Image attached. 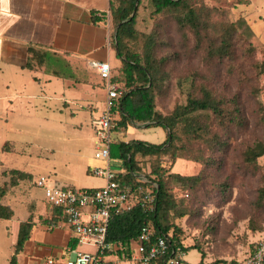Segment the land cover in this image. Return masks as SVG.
I'll return each mask as SVG.
<instances>
[{"label":"rangeland","instance_id":"obj_1","mask_svg":"<svg viewBox=\"0 0 264 264\" xmlns=\"http://www.w3.org/2000/svg\"><path fill=\"white\" fill-rule=\"evenodd\" d=\"M238 1L187 0L191 7L205 13L208 20L207 30L200 31L204 36L198 39L189 25L177 22L172 11L153 13L148 0H139L136 36L125 43L128 51L142 54L147 35L152 31L156 34L153 50L159 72L154 89L155 109L162 114L185 104L189 96H200L201 87L223 99L233 114L235 108L239 110L240 124L227 119L221 123L207 111L195 113L196 124L202 128L198 138H190L193 122L177 126L179 138L173 141L183 146L176 153L198 161L179 157L172 162L171 153L138 158L140 170L145 173L151 171L152 164L159 163L167 173L198 175L196 184L190 188L174 179L167 181L175 205L167 217L180 229L177 234L184 247L196 245L202 251L203 263L243 264L249 249L264 232V153L253 162L243 158L247 147L264 144V72L256 68V64L264 61V0ZM229 22L237 24L234 57H209V41L220 32L223 23ZM249 46L253 48L250 53ZM52 67L44 62L33 71L51 73ZM1 70L0 186L5 188V194L0 202L13 210V216L9 220L0 218V264H9L12 253L7 252L15 244L20 222L29 215L34 221L43 222L51 213L43 201L42 190L34 184L39 175H49L58 186L104 185L102 175L92 171L86 174V170L107 166L106 160L94 156L93 132L94 119L107 108V94L105 82L91 70L83 69L64 80L72 90L65 94L72 96L62 97L59 102L54 98L46 100L54 106L33 103L39 97L26 103L21 96L4 100L2 93L12 95L22 88L21 82L30 72ZM59 71H56L59 75L66 76V70ZM118 72V79H122ZM40 78H35L39 85ZM7 80L11 81L9 89L4 84ZM35 85L31 82L29 86ZM111 132L112 142L141 139L155 144L161 143L167 133L160 125L140 123ZM108 164L115 171L123 167L122 160L116 158H111ZM11 169L28 175L11 184ZM177 211L184 214L176 216ZM199 260L196 249L186 251L185 263Z\"/></svg>","mask_w":264,"mask_h":264},{"label":"trees","instance_id":"obj_2","mask_svg":"<svg viewBox=\"0 0 264 264\" xmlns=\"http://www.w3.org/2000/svg\"><path fill=\"white\" fill-rule=\"evenodd\" d=\"M153 13L172 11L175 19L180 25H189L198 39L204 35L201 30H207L208 20L206 14L191 7L187 0H148ZM139 0L135 6V0H112L110 1L109 12L114 22V41L116 43V56L120 60V66L110 72V82L116 83L123 90V94L114 99L111 107L112 129H127L129 125L137 123L145 126L160 125L166 131V138L161 143H150L141 139H129L127 141L118 140L112 142L109 147L110 158L122 160L123 167L116 171L114 179L122 184L130 185L133 193L139 196L147 189H153L154 203L151 211L144 210L142 206L135 203L131 209L122 213L112 214L107 226L105 239L108 242H118L126 247L130 240L136 239L144 225L151 226L156 234L165 235L169 238L170 246H181L185 252L191 248L196 249L200 254L197 264H239L235 261H214L212 263L202 262L204 255L196 245L184 247L177 232L178 227L168 221V214L175 208L173 197L167 189V181L174 179L189 188L196 184L198 175L184 176L179 173H167L165 168L159 163L152 164L148 173L140 170L138 158L160 157L171 153L172 162L176 158H192L187 155L177 154L183 143L176 145L173 140L178 139L177 126L187 125L193 122L190 138L201 136V126L196 124V116L202 112H211L213 116L222 123L223 120H236L240 124L239 110L235 108V114L225 106L223 99L216 98L206 87L199 89L200 96H189L183 105L176 106L171 113L162 114L155 109V83L158 79V64L154 58L153 46L156 43V34L152 31L147 35L144 43V52L139 54L126 49V41L134 39L136 36L137 12ZM238 3H248V0H240ZM204 15L205 18H202ZM236 22L223 23L220 32L211 39L208 48L209 57H234L233 38L236 31ZM249 46L247 52H252ZM28 57L25 67L31 71L37 65L42 66L46 62V53L33 45L28 47ZM260 72H264V61L256 64ZM120 70L122 79H118ZM121 80V82H119ZM200 112V113H197ZM197 113V114H195ZM111 129V131H112ZM169 140V142H168ZM264 153V144L255 143L247 147L243 152L246 162L253 160ZM211 161V156L208 157ZM207 161V160H206ZM11 175L10 183L16 184L18 179H23L28 173H23L17 169L9 171ZM35 184V182H34ZM5 194V188L0 186V199ZM49 205V204H48ZM51 206L52 214L59 216L60 208ZM176 216H182L183 211H177ZM13 216V210L0 202V218L9 219ZM43 222H49L43 219ZM34 224L31 215L25 221L20 222L17 232L14 251L9 263L16 264V254L22 249L24 242L29 238L30 230ZM173 227V230L170 229ZM255 229V227H252ZM264 231V230H263ZM264 234V232H263ZM253 246L249 249L251 251ZM76 244V243H75ZM73 244V246L75 245ZM166 258V257H165ZM164 257L157 258L149 264H165Z\"/></svg>","mask_w":264,"mask_h":264},{"label":"crops","instance_id":"obj_3","mask_svg":"<svg viewBox=\"0 0 264 264\" xmlns=\"http://www.w3.org/2000/svg\"><path fill=\"white\" fill-rule=\"evenodd\" d=\"M110 1L112 0H0V71L11 69L12 73H22L24 70L30 72L24 82H21L22 88L15 90L12 95L2 93V98L6 100L10 96H21L26 103L39 97V101L33 103L54 106L56 104L51 105L46 100L54 98L59 102L62 97L72 96V93L65 94L72 90L67 88L64 80L67 76H76L83 69L91 70L106 85L107 80L90 69L88 62L107 61L110 72L120 66V60L116 56L115 30L109 12ZM30 45L46 53V64L53 65V72H36L25 67ZM61 68L67 72L65 77L57 73ZM35 74H41L42 79ZM35 78H40L42 84L39 85ZM31 82L36 84L34 88L29 86ZM4 84L9 89L11 81L7 80ZM57 91L61 94L56 95ZM47 107L42 108L49 110ZM89 171H92L90 167L86 174ZM103 179L102 184L105 183L104 176ZM61 186L76 187L72 184ZM95 187L99 185L77 188ZM43 201L48 205L44 197ZM48 207L51 213L45 219L49 222L34 221L29 238L16 254V264H46L48 259L53 260L51 264H65L76 250L91 247L78 244L61 211L57 216L52 214L51 206ZM13 251L14 246L9 248L7 255L9 252L13 254ZM104 259L107 264H139L133 259V252L128 244L126 247H115Z\"/></svg>","mask_w":264,"mask_h":264},{"label":"built area","instance_id":"obj_4","mask_svg":"<svg viewBox=\"0 0 264 264\" xmlns=\"http://www.w3.org/2000/svg\"><path fill=\"white\" fill-rule=\"evenodd\" d=\"M88 66L107 80V108L94 119L93 132L94 156L108 162L112 143V102L123 94V90L118 84L110 82V65L107 61L91 60ZM92 172L104 176V185L83 189L57 186L45 175L35 179V185L43 191L44 200L49 205L60 208L77 243L92 247V250H76L65 264H107L104 256L120 245L105 239L111 215L127 211L135 203L140 204L144 210L153 209L155 198L152 188L145 190L140 196L134 194L130 185L114 179L116 171L111 170L109 164L104 169L93 168ZM128 246L132 249L133 259L139 264H149L160 257H166L165 264H188L184 261L185 250L179 245L170 246L169 238L156 234L151 226L144 225L137 238L128 242ZM52 262V259H48L46 264ZM243 264H264V234L245 256Z\"/></svg>","mask_w":264,"mask_h":264},{"label":"water","instance_id":"obj_5","mask_svg":"<svg viewBox=\"0 0 264 264\" xmlns=\"http://www.w3.org/2000/svg\"><path fill=\"white\" fill-rule=\"evenodd\" d=\"M137 2H138V0H135V6H136ZM168 142H169V140H168Z\"/></svg>","mask_w":264,"mask_h":264}]
</instances>
